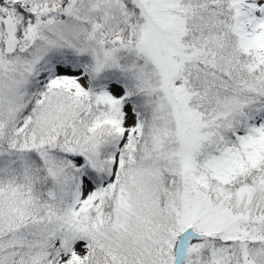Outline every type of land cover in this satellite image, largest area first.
Segmentation results:
<instances>
[{
    "label": "snow or ice",
    "instance_id": "obj_1",
    "mask_svg": "<svg viewBox=\"0 0 264 264\" xmlns=\"http://www.w3.org/2000/svg\"><path fill=\"white\" fill-rule=\"evenodd\" d=\"M0 264H264V0H0Z\"/></svg>",
    "mask_w": 264,
    "mask_h": 264
}]
</instances>
